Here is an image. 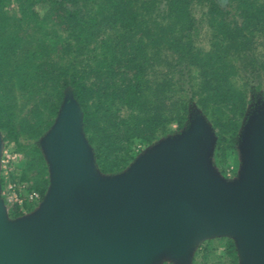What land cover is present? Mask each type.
<instances>
[{
  "label": "water",
  "instance_id": "95a60500",
  "mask_svg": "<svg viewBox=\"0 0 264 264\" xmlns=\"http://www.w3.org/2000/svg\"><path fill=\"white\" fill-rule=\"evenodd\" d=\"M82 114L69 91L41 142L51 181L34 212L11 218L0 182V264H191L218 236L235 241L240 264H264V104L242 131L231 181L212 164L213 130L199 113L114 176L98 170Z\"/></svg>",
  "mask_w": 264,
  "mask_h": 264
},
{
  "label": "trees",
  "instance_id": "16d2710c",
  "mask_svg": "<svg viewBox=\"0 0 264 264\" xmlns=\"http://www.w3.org/2000/svg\"><path fill=\"white\" fill-rule=\"evenodd\" d=\"M14 1L17 15L8 29L5 8L10 0H0V129L7 130L9 138L18 137L14 129L16 119L12 111L9 113L17 83L24 84L34 96V106L22 125L35 134V139L52 126L65 92L70 90L83 112L84 133L96 166L105 174L126 169L135 160L136 147L168 136L171 123L176 122L178 130L185 126L189 103L195 101L197 91L190 101L184 96L183 84L180 81L175 84L179 85L177 91L181 96L176 104L172 102L175 111L167 116L164 103L171 102L173 94L161 100L158 98L161 85L154 90L147 85L146 43L130 36L137 28L142 0ZM42 1L51 6L50 13L53 9L58 12L54 19L38 13L36 6ZM208 1L213 51L208 54L203 70L208 68L212 75L208 78V73L203 72L207 79L202 82L203 90L198 93L196 103L217 130L221 149L227 150L232 142L225 141L237 135L241 111L247 104L243 94L228 82L225 64L233 49L232 37L254 32L263 28L264 23L255 0H230L229 10L222 9L217 0ZM165 2L176 26L181 23L180 27H184L190 1ZM113 29L115 33L110 35L109 30ZM240 45L242 51L247 43ZM9 47H13L17 56L15 62L9 56ZM176 52L177 64L183 63L184 56L189 54L179 48ZM58 55L68 58L66 61L62 58L63 61ZM48 110L52 111L50 120L42 116ZM36 152L40 154L37 148ZM47 184L48 181L41 183L38 189L45 192ZM13 215L17 218L21 214ZM225 250L227 264H239L238 249L232 240L227 241Z\"/></svg>",
  "mask_w": 264,
  "mask_h": 264
},
{
  "label": "rangeland",
  "instance_id": "374dc122",
  "mask_svg": "<svg viewBox=\"0 0 264 264\" xmlns=\"http://www.w3.org/2000/svg\"><path fill=\"white\" fill-rule=\"evenodd\" d=\"M165 1L167 0H142L139 7L140 14L137 28H135L130 36L132 38L137 37V39L146 43V57L149 67L148 75L145 78L148 82L147 85L151 87L152 90H154L158 84L161 85L158 95V98L161 100H164L165 96L170 97L171 94H173L171 102L168 101L164 103L165 107L163 110L165 109V111H168L166 112L167 116H169L170 112L175 111V104L180 100L181 95L178 93L179 85H175L179 81L183 84L182 89L187 99H190V101L192 100L194 91L195 93L197 91V95L195 96V101L192 100L189 103V113L185 126L181 130H178L177 123L173 122L170 125V133L168 136L156 137L157 139L150 145H138L136 147L135 160L139 155L161 141L181 133L188 126L192 114L199 113L210 123L213 130L214 146L211 160L214 168L224 179L228 181L234 180L239 176L244 162L241 150L242 131L250 115L261 103H264V24L263 28H261V26L259 29H256L257 31L244 32L241 35L234 34L232 37V39H234L232 41L233 49L228 54L227 63L225 64L226 72L228 73V82L237 91L243 94L247 104L245 110L241 111L242 115L239 119L240 128L237 135L234 138H230L229 141H225L226 144L232 142V147L227 150H222L220 136L217 130L214 128L211 120L208 119V116L201 112L202 110L197 104L200 97L198 93H201L203 90L201 86L203 85L202 82L207 79L206 76H203V72L204 74L208 73L206 74L208 78L212 75V71L208 70V68L203 70L204 66L207 64L208 54L213 51L211 39L213 34L208 13L209 1L189 0V18L184 27H180L181 23L176 26L175 20L171 17L172 15L169 13ZM255 1L261 10V19L264 23V0ZM143 2L144 4L142 5ZM217 2L222 9L229 10L230 0H217ZM103 5H105L104 2ZM145 8H147L148 12H146ZM17 9V3L14 0H10L9 6L7 5L5 8V18L6 21H8L5 22V25L8 29L11 28L13 19L15 15H17ZM36 9L42 17L51 15L54 19L58 14L55 9L50 13L51 6L44 1L39 3ZM105 9H108L106 5ZM107 14L108 12H106V15ZM117 26L119 27V24H117ZM109 33L113 35L115 33L114 29L109 30ZM7 37L9 39L10 35ZM244 43H247L246 49L240 51V44ZM172 46H174V48ZM177 48L184 51V53L189 51V54L185 56L183 54L185 60L181 64H177ZM13 50V47H9L8 52L11 60L15 62L17 56L13 53ZM57 57L65 61L68 58L67 55L66 57L58 55ZM13 90L14 93L9 102V104L12 105V109L9 113L12 111L13 117L16 119V127L14 129L18 137L13 136L9 138V132L0 129L2 140L0 182L2 186V198L5 202L8 214L11 218L15 219L12 217L14 213H20L21 215L19 217H21L34 212L48 192L51 181L50 166L42 149L41 142L54 126L63 104L52 126L42 136L35 139V134L22 125L34 106V96L29 94V90L24 84L17 83ZM69 91L70 90H66L65 94ZM203 95L205 96L206 94ZM151 98L153 97L151 96ZM172 102L175 104L173 105ZM51 112L48 110L42 116L50 120L53 117L51 116ZM209 114L211 113L209 112ZM7 115L8 114L4 116L5 121H8ZM36 148L40 151V154L36 152ZM135 160L122 172L116 174H105L99 169L98 170L104 176L118 175L128 170ZM24 177L26 179H24ZM47 181L46 191L42 192V189H38V186ZM30 194L38 196L34 202L25 204L23 207L15 205L13 197H23L24 195ZM228 240H232L235 243V241L228 236H218L201 241L192 257L191 264H227L229 258L227 257L225 246ZM204 257H206L207 260H205ZM167 263L174 264L168 260H164L160 264Z\"/></svg>",
  "mask_w": 264,
  "mask_h": 264
},
{
  "label": "built area",
  "instance_id": "2783aa9c",
  "mask_svg": "<svg viewBox=\"0 0 264 264\" xmlns=\"http://www.w3.org/2000/svg\"><path fill=\"white\" fill-rule=\"evenodd\" d=\"M37 195L30 194V195H24L23 197H13L15 205H18L20 207H23L25 204H29L34 202L37 199Z\"/></svg>",
  "mask_w": 264,
  "mask_h": 264
}]
</instances>
